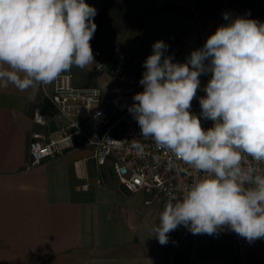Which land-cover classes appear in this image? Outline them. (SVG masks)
Listing matches in <instances>:
<instances>
[{
    "label": "clouds",
    "instance_id": "obj_1",
    "mask_svg": "<svg viewBox=\"0 0 264 264\" xmlns=\"http://www.w3.org/2000/svg\"><path fill=\"white\" fill-rule=\"evenodd\" d=\"M96 15L86 0H0V80L24 90L94 63ZM223 18L185 62L156 41L129 106L141 137L203 174L165 203L153 229L161 245L180 226L194 235L228 229L250 243L264 238V22ZM202 75L210 79L197 115Z\"/></svg>",
    "mask_w": 264,
    "mask_h": 264
},
{
    "label": "crops",
    "instance_id": "obj_2",
    "mask_svg": "<svg viewBox=\"0 0 264 264\" xmlns=\"http://www.w3.org/2000/svg\"><path fill=\"white\" fill-rule=\"evenodd\" d=\"M86 2L97 10L92 50L139 75L152 45L186 27L195 0ZM96 61L65 73L81 86L131 83L95 75ZM51 85L20 90L0 80V264H264V238L196 237L180 226L161 245L153 229L165 203L117 184L110 166L95 164L90 147L30 166L31 133L49 134L61 124L48 110L45 126L33 122Z\"/></svg>",
    "mask_w": 264,
    "mask_h": 264
},
{
    "label": "built area",
    "instance_id": "obj_3",
    "mask_svg": "<svg viewBox=\"0 0 264 264\" xmlns=\"http://www.w3.org/2000/svg\"><path fill=\"white\" fill-rule=\"evenodd\" d=\"M232 18L245 16L242 12L220 10L209 20L192 17L187 24L192 39L197 42V49L217 27L226 23L223 14ZM183 35L171 33L166 41L169 45L166 55L179 62L182 52ZM97 58L94 74H107L109 77L126 85H114L104 81L96 86H81L74 83L73 75L62 73L52 81L50 92L45 93L54 118L61 121L56 130L44 134L33 131L30 135V166H36L46 160L54 159L73 150L90 147L91 158L98 167L110 166L117 182L130 193L145 191L152 199L163 203L180 199L187 187L198 176L183 161L165 149L158 147L151 138L141 137V129L129 112L135 93L143 90L139 83L142 74L136 75L121 64L101 60V52L93 50ZM210 75H202L201 88L192 101V112L199 115V98L206 95L203 87ZM33 122L40 126L47 124L45 114L36 110ZM205 128L212 126V121L202 120ZM139 144L140 148L134 147ZM250 161V158H249ZM264 167V165H261ZM218 234L238 236L235 232L224 229ZM194 235V234H193ZM208 234H195L204 236Z\"/></svg>",
    "mask_w": 264,
    "mask_h": 264
},
{
    "label": "rangeland",
    "instance_id": "obj_4",
    "mask_svg": "<svg viewBox=\"0 0 264 264\" xmlns=\"http://www.w3.org/2000/svg\"><path fill=\"white\" fill-rule=\"evenodd\" d=\"M241 2V0H195L191 7V16L187 17L186 27L182 30L181 28H177L171 32L183 35V52L180 54V56H182V61L187 57L186 51L192 52L196 47V40L191 38V33L187 28L188 21L194 16H197L201 20H209L216 16L220 10H224L229 12H242L249 19L264 22V17H262V13L264 12L260 9L264 0H254L256 9L250 10L248 13H244ZM114 181L119 184L116 179H114Z\"/></svg>",
    "mask_w": 264,
    "mask_h": 264
},
{
    "label": "trees",
    "instance_id": "obj_5",
    "mask_svg": "<svg viewBox=\"0 0 264 264\" xmlns=\"http://www.w3.org/2000/svg\"><path fill=\"white\" fill-rule=\"evenodd\" d=\"M242 2V9L244 13H248L250 10L256 9L254 0H241ZM261 11L264 12V3L261 5ZM189 13V12H188ZM262 17H264V13H262ZM52 111V108L48 102V100L45 98L43 100V107L41 108V112L44 114L46 111Z\"/></svg>",
    "mask_w": 264,
    "mask_h": 264
}]
</instances>
